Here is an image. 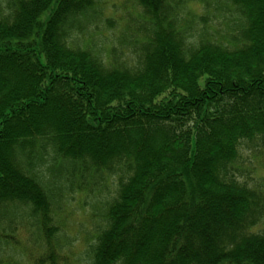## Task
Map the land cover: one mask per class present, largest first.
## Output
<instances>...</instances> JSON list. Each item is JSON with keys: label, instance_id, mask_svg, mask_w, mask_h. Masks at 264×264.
<instances>
[{"label": "trees", "instance_id": "16d2710c", "mask_svg": "<svg viewBox=\"0 0 264 264\" xmlns=\"http://www.w3.org/2000/svg\"><path fill=\"white\" fill-rule=\"evenodd\" d=\"M191 1L0 0V264H264V0Z\"/></svg>", "mask_w": 264, "mask_h": 264}, {"label": "rangeland", "instance_id": "374dc122", "mask_svg": "<svg viewBox=\"0 0 264 264\" xmlns=\"http://www.w3.org/2000/svg\"><path fill=\"white\" fill-rule=\"evenodd\" d=\"M116 1V0H113ZM200 5L201 3L198 0H192L189 4L191 10H193L194 12L192 13H199L200 12ZM228 8V7H227ZM227 8H225L223 11H220V18L217 16V18L215 19L214 17L212 18V21L215 22V24L217 25L218 28L223 27V23L224 22V17H226V15L228 14L227 12ZM106 12H110V9H107ZM118 14V13H117ZM217 14V13H216ZM218 15V14H217ZM222 17V18H221ZM221 20V22H220ZM208 23L206 24L205 28H211L213 25V30H214V25L213 22L211 21H207ZM225 23V22H224ZM201 25V24H200ZM200 26H197V29H199ZM116 33V30L110 32L111 37H113V34ZM104 36L106 35V33L103 34ZM109 33L107 32L108 36ZM105 36V37H106ZM104 41L103 38L101 37H97L94 40V47L97 49H100V46H105L102 45V42ZM261 174L264 175V167L259 171ZM100 197V196H99ZM103 197L100 198V202H98V198L95 197V195H91V196H87V198L85 199V205H80V202L82 201V196H75V201L71 202V205L68 206V210H70L69 213V217H68V228H67V233L69 236V240L70 241V245L72 246V252H73V256L70 259V263L69 264H86L87 263V256L84 253V249L83 247L85 246L83 241L81 240V238L83 237L80 234V230L83 231L86 229V225H89V212L91 211V209H93V207H95L96 205H100L102 203ZM74 234H76L77 240L73 241V236ZM69 246V245H68ZM7 252V253H12L14 255L19 256L20 255V250L18 247L13 248L10 246H5V248L2 249V252Z\"/></svg>", "mask_w": 264, "mask_h": 264}]
</instances>
